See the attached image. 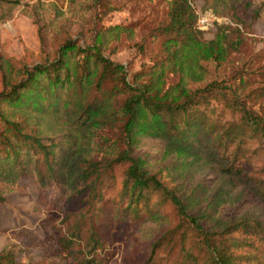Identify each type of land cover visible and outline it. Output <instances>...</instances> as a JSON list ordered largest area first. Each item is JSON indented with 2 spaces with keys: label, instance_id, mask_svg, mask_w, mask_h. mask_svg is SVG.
<instances>
[{
  "label": "rangeland",
  "instance_id": "obj_1",
  "mask_svg": "<svg viewBox=\"0 0 264 264\" xmlns=\"http://www.w3.org/2000/svg\"><path fill=\"white\" fill-rule=\"evenodd\" d=\"M185 1L195 16L185 64L203 73V80L189 81L188 89L201 90L210 84L223 87L229 102L238 100L264 117V15L254 19L238 7L218 11L212 8V0ZM251 1L254 8L264 3ZM0 2L1 92L5 75L51 61L65 44L122 65L132 81L135 73L160 60L164 42L160 29L170 24L181 0ZM206 12L214 20L199 24V16ZM178 79L170 71L166 84ZM208 114L212 121L225 125L240 123L241 113L222 101H212ZM3 130L0 122V133ZM119 133L115 129V136ZM240 154L237 166L253 185L236 183L230 198L241 199L234 202L221 201L225 182L210 171L177 175L172 161L147 170L148 177L154 176L189 205L192 221L177 217L170 206L160 209V214L167 215L160 224L140 223V218L112 210L110 200L122 187L126 166L116 168L112 185L103 190L102 201L96 202L88 188L69 197L58 183L39 190L32 178L22 177L19 189L4 195L0 204V254H11L14 264H79L94 256L90 264H189L190 259L202 264L209 252L221 247L236 264H264V197L252 189L264 191V141L246 137ZM132 155L150 156L146 149ZM69 225H82L84 231L91 226L100 247L88 250L83 239L69 250L61 249L57 238ZM170 233L174 234L171 242Z\"/></svg>",
  "mask_w": 264,
  "mask_h": 264
},
{
  "label": "trees",
  "instance_id": "obj_2",
  "mask_svg": "<svg viewBox=\"0 0 264 264\" xmlns=\"http://www.w3.org/2000/svg\"><path fill=\"white\" fill-rule=\"evenodd\" d=\"M211 5L218 11L238 7L254 19L264 15V3L254 8L251 0H212ZM194 22V13L181 0L170 24L160 29L164 36L160 60L135 73L132 81L122 65L69 44L51 61L5 75L0 92L4 127L0 133V204L4 195L19 189L22 177L32 178L39 190L58 183L69 197L88 188L92 201H102L116 168L126 166L122 187L110 200L112 210L140 218V223L160 224L167 219L160 209L170 206L177 217L192 221L189 205L154 176H147L150 167L166 161H172L181 176L210 171L225 182L221 201H239L230 198L236 183L253 185L237 166L242 144L246 137L264 141V117L238 100L229 102L223 87L210 84L201 90L188 89L189 81L203 80L202 70L185 64L184 59ZM170 71L179 79L166 84ZM212 101L238 110L240 123L212 121L208 114ZM115 129H119L118 136ZM142 149L150 156L132 155ZM252 189L264 197L263 190ZM64 232L57 238L64 251L83 239L88 250L100 247L91 226L84 231L82 225H69ZM173 236L169 234V242ZM90 242L94 247H89ZM9 255L0 254V264H14ZM233 258L218 247L202 264H236ZM189 264L199 263L190 259Z\"/></svg>",
  "mask_w": 264,
  "mask_h": 264
},
{
  "label": "built area",
  "instance_id": "obj_3",
  "mask_svg": "<svg viewBox=\"0 0 264 264\" xmlns=\"http://www.w3.org/2000/svg\"><path fill=\"white\" fill-rule=\"evenodd\" d=\"M209 20L213 21L214 20V16L211 13L206 12L205 14L199 16L198 23L199 24L206 23L208 25V23H209L208 21Z\"/></svg>",
  "mask_w": 264,
  "mask_h": 264
}]
</instances>
